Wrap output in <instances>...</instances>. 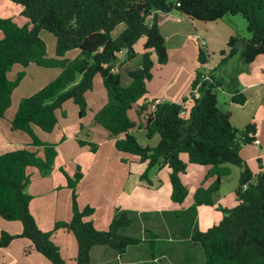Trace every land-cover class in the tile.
<instances>
[{
  "label": "trees",
  "instance_id": "1",
  "mask_svg": "<svg viewBox=\"0 0 264 264\" xmlns=\"http://www.w3.org/2000/svg\"><path fill=\"white\" fill-rule=\"evenodd\" d=\"M8 1L19 6V15L27 23L19 25L10 17H0V118L11 107L12 95L24 78V72H19L14 80L8 79L7 74L14 66L57 68L60 73L35 93L21 99L10 122L13 130L30 138L32 150L17 148L0 155V218L21 225L18 235L0 232V248L7 247L14 239L24 238L51 264H64L51 241L53 234L63 230L75 238L76 264H91L93 247L108 246L123 254L129 246L140 242L121 233L130 224L125 212H117L105 231L94 227L90 221L93 209H80L77 203L76 187L82 178L78 166L72 177L61 169L66 186L71 190L69 222L56 223L51 231L42 232L29 212L27 171L35 169L45 176L57 156L56 146L40 141L34 128L51 133L58 123L55 111L66 101L78 107V117L82 119L88 110L86 94L92 91L94 78L99 76L107 102L95 114V122L110 135L118 152L146 164L142 179H147L153 168L170 169L173 203H183L188 194L180 178L187 168L182 155L186 156L188 164L209 167L206 179L214 178L207 188L200 187L194 192L188 209L193 214L199 207L213 206V196L221 181L230 176L232 166L239 169L238 186L234 190L237 205L230 209L219 208L222 214L219 223L192 235V241L203 251L204 264H264V172L253 174L241 156L242 147L254 143L257 128L254 123L240 130L234 128L230 113L218 108L216 90L223 82L208 72L210 81L204 83L196 100L185 99L183 106L158 102L152 113L151 104L139 106L137 114L144 116L142 126L147 139L154 135L159 137L154 147H143L130 134L135 124L128 117V111L147 93L146 83L152 78L154 64L163 66L168 61L165 40L159 31V14L175 12L203 23L215 22L225 15L242 16L250 37H230L227 52L220 54L224 61L240 51L242 64L248 66L257 56L264 55V0ZM121 24L124 30L113 39L111 33ZM41 31L55 38L53 58L47 56ZM140 39H144L141 66L127 72L131 83L123 87L115 70L117 56L124 51L126 62L133 60L136 57L134 46ZM73 50L78 51L77 56L66 59V54ZM197 58L204 66L208 55L198 48ZM200 73L198 70L196 76ZM195 83L194 80L191 89ZM230 101L243 106L246 98L236 90ZM78 143L87 146L92 153L96 151L95 144ZM39 153L41 157L37 156Z\"/></svg>",
  "mask_w": 264,
  "mask_h": 264
},
{
  "label": "crops",
  "instance_id": "2",
  "mask_svg": "<svg viewBox=\"0 0 264 264\" xmlns=\"http://www.w3.org/2000/svg\"><path fill=\"white\" fill-rule=\"evenodd\" d=\"M0 5L5 7L7 13L9 9L13 11L10 18L14 22L20 23L19 25L25 24H21L19 20L20 9L7 2H1ZM16 14H18L16 17L18 21L15 19ZM221 20L203 23L189 20L175 12L158 15L159 31L165 40L168 61L163 66L154 64L152 78L146 83V95L128 111L129 119L135 124L130 134L136 137L137 133L144 132L146 135L142 126L144 116L137 114L139 106L162 101L180 104L188 98L196 72L210 71L209 56L204 66H201L198 61V40L206 42L207 55L216 51L227 52L226 43L232 37L233 30L229 27L226 30L217 28ZM143 44L144 39H140L134 46L136 57L131 62L138 61L135 69L141 66L139 58L143 54ZM71 54L73 56L69 59L77 56L78 51L74 54L68 52L65 57ZM260 58H264V55L257 56L246 68L237 70L236 80H233L234 85L240 83L243 89L249 90L257 84H264V59ZM258 60L260 75L256 78L257 70L252 66ZM32 66L34 65L28 68ZM37 68L41 70L39 69L41 67ZM43 69L46 70L38 71V73L47 74L49 79L46 81L49 82L60 73L57 68ZM24 80L25 78L19 86ZM130 83L129 77L124 82L121 81L123 87H128ZM98 86L97 89L93 87L92 91L86 94L88 110L82 119L78 117V107L75 105L74 125L69 126L66 123L65 117L71 116L66 106L69 105L68 102H72L66 101L60 109L55 111L58 123L51 133L34 128L38 139L44 143L54 144L57 151L49 174L42 176L35 169L27 171L29 182L26 193L31 197L29 212L37 228L42 232H49L56 223L70 221L71 190L66 186V178L61 169L72 177L78 166L82 178L76 187L77 203L80 209L85 207L93 209L90 221L94 227L105 231L117 212H125L130 224L121 233L140 241L138 244L129 246L123 254H119L108 246L93 247L90 252L91 264H204L203 251L192 241V235L195 231L204 232L218 224L222 218L219 208L230 209L237 205L234 195L236 188L223 195L224 180H222L219 190L213 196V206L199 207L195 214L188 211L193 203L194 192L200 187L207 188L214 178L206 179L209 167L188 164L186 156L182 155L181 159L187 164V168L180 178L188 194L183 203H173L170 199V169L168 167L153 168L148 173L147 179H142L141 175L144 173L146 164L140 163L134 156L118 152L110 135L95 122V114L107 102L102 81ZM38 89L27 88L24 95L30 96ZM242 90L239 92L242 93ZM231 95L232 92L229 93V98ZM18 104L19 102L13 103L12 100L11 107L4 117L0 118V155L17 148L32 150L29 147L30 138L23 132L11 128L10 122ZM231 104L227 107L230 122L234 128L240 130L250 123H254L257 128L254 141H259V144L252 143L242 147L241 156L253 174L264 172V109L254 114L241 113L236 108H243L246 102L243 106ZM62 110L65 112V117L61 115L60 120L58 111ZM76 140L97 145L96 151L92 153L89 149H81ZM150 141L153 145L138 142L143 147H154L159 139H155L154 135ZM19 224L18 222L7 224L0 222L2 227L0 232L18 235L21 232ZM51 241L58 248L64 264H76L77 244L72 234L59 230L51 236ZM0 264L51 263L36 252L27 239L18 238L11 241L7 247L0 248Z\"/></svg>",
  "mask_w": 264,
  "mask_h": 264
},
{
  "label": "rangeland",
  "instance_id": "3",
  "mask_svg": "<svg viewBox=\"0 0 264 264\" xmlns=\"http://www.w3.org/2000/svg\"><path fill=\"white\" fill-rule=\"evenodd\" d=\"M1 2H7L10 5H12L13 7L20 9L18 5L13 4V3L9 2L8 0H0V4H1ZM5 10H6L5 7H0V17H2V16L12 17L11 14L13 13V11L11 9H9V11L7 13ZM17 15L18 14L15 15V19L18 21V18H16ZM19 20H20V22H22L21 24L27 23V20L22 18V17H20ZM17 24H20V23H17ZM211 25L214 26V24H211ZM228 27L233 30L232 31L233 32L232 37H235L237 39H248L250 37V35L246 29V21L240 15H235V16L225 15L222 18L221 22H218L217 28H223L226 30V29H228ZM124 28H125V26L123 24L116 27L114 29V31L111 33V37L113 39L117 38L121 34V32L124 30ZM40 37L42 38V40L44 41V43L46 45L47 55L49 57L50 56L53 57L54 56V49H55V38H54V36L48 32L41 31ZM214 44L217 45L216 42H214ZM217 46H219V45H217ZM70 53L74 54V53H76V50L70 51ZM220 53H221V51L220 52L216 51L213 54L212 53L208 54V56H209L208 62H209V68H210L209 72H211V74H213L214 78L217 81L223 82V86L216 90L217 106L221 111H223L225 113H229L228 112L229 109H228L227 105H232L230 98H229V93L235 92L234 90H236V89H238V91H240L244 88L243 85L240 83H237L236 85H234L233 80H236V76L238 74L237 70L244 69L247 66L243 65L241 62L240 51H238L234 56H232L230 58H226L224 61H222L223 56ZM71 56H73V55L72 54L68 55V57H65V58L69 59V58H71ZM117 57L118 58L116 60L115 70L119 74L121 81L124 82V80L126 78H128L127 77V70L129 71V70L135 69L137 67L138 61L134 60L133 62H131L132 61L131 60V61L126 62L124 51L121 52ZM260 59H264V58H260ZM139 61L141 62V57L139 58ZM259 63L260 62L258 60V62H255V64H253V66H252L257 70L258 76H256V78H259V75H260ZM37 69L38 68L35 66H32V68H28V67L23 68L21 66L16 65L12 68V70L10 72H8L9 80H14L17 73H19V72H24V78H25L23 84H21V86H19L14 91V93L12 95L13 103H18V102H20L21 99L27 97L26 95H24V92L26 91L27 88H31V90L36 89V88L40 89V88H42V86H45L46 84L49 83V81H46L49 79V76H46L47 74L41 75L38 73V71H43L46 69H43V68H39L41 70H37ZM47 71H49V70H47ZM94 80H95L94 81L95 85L93 87H94V89L95 88L97 89L99 87L98 85L101 84V80L99 77H96ZM98 81H100V82H98ZM46 82H48V83H46ZM241 92L246 98V104L243 108H236L239 112L254 114L256 112L259 113L262 109H264V101H263L264 100V84L263 85L257 84L253 88H251L249 90L243 89ZM68 104L69 105L66 106L67 107L66 109L68 110V114L71 116L65 117V112H64V110H62V111H58V117L61 120L62 119L61 115H62L63 117L66 118V123L69 124V126H72V125H74V118L75 117H74L73 112L75 109V105L72 102H68ZM76 118H77V115H76ZM136 137L138 138L137 140L141 143H148V144L153 145L152 141H150L151 139H147L144 132L137 133ZM155 139H159L157 135H155ZM81 142H83V141H81ZM76 143L79 145L78 140H76ZM80 147H82L81 149H84V148L88 149V147H86V146H80ZM37 156L41 157V154H38ZM238 174H239V169L235 166H232V173L222 183V194L223 195L226 194L227 192H229L230 190L237 188V186H238ZM0 222L5 223V224L8 223V222H5L4 220H2L1 218H0ZM14 223H17V222H14ZM0 230H2L1 225H0Z\"/></svg>",
  "mask_w": 264,
  "mask_h": 264
},
{
  "label": "built area",
  "instance_id": "4",
  "mask_svg": "<svg viewBox=\"0 0 264 264\" xmlns=\"http://www.w3.org/2000/svg\"><path fill=\"white\" fill-rule=\"evenodd\" d=\"M176 6H179L178 2H176ZM197 42H198L199 48H201L203 51H205L206 42L204 40H198ZM207 73L208 72L202 70L200 75L198 77L197 76L195 77L194 80H195L196 83H195L194 87L191 89V92H190L188 98L186 99V101H189V100H192V99L196 100V99H198L200 97L201 89L204 86V83H207V82L210 81V77H209V75ZM184 104H185V102L181 103L182 106ZM155 105H156V103H151L150 109H149L150 113H152L155 110ZM254 144L258 145L259 141H257V140L254 141Z\"/></svg>",
  "mask_w": 264,
  "mask_h": 264
}]
</instances>
